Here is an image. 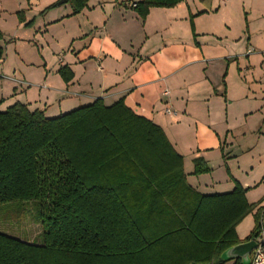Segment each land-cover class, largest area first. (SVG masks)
I'll list each match as a JSON object with an SVG mask.
<instances>
[{
  "label": "crops",
  "instance_id": "crops-1",
  "mask_svg": "<svg viewBox=\"0 0 264 264\" xmlns=\"http://www.w3.org/2000/svg\"><path fill=\"white\" fill-rule=\"evenodd\" d=\"M60 1L0 0V109L23 103L55 117L123 99L163 128L200 193L250 187L257 207L240 239L259 208L264 224V0H183L145 19L142 0H89L80 11ZM197 157L209 172L193 174Z\"/></svg>",
  "mask_w": 264,
  "mask_h": 264
},
{
  "label": "trees",
  "instance_id": "trees-1",
  "mask_svg": "<svg viewBox=\"0 0 264 264\" xmlns=\"http://www.w3.org/2000/svg\"><path fill=\"white\" fill-rule=\"evenodd\" d=\"M68 1L80 11L89 0ZM182 1L134 8L145 19L152 7ZM59 73L73 78L68 66ZM194 163L193 174L211 170L202 157ZM249 189L236 182L231 192L200 193L163 128L123 99L108 106L98 98L55 117L23 103L0 109V206L35 202L43 235L31 243L0 231V264H226L229 248L264 228L259 208L251 233L237 234L257 207Z\"/></svg>",
  "mask_w": 264,
  "mask_h": 264
},
{
  "label": "rangeland",
  "instance_id": "rangeland-1",
  "mask_svg": "<svg viewBox=\"0 0 264 264\" xmlns=\"http://www.w3.org/2000/svg\"><path fill=\"white\" fill-rule=\"evenodd\" d=\"M68 3L72 4L71 1ZM248 220L240 227L244 234L250 227ZM0 231L24 241L41 243L43 240L41 217L35 202H17L0 206Z\"/></svg>",
  "mask_w": 264,
  "mask_h": 264
},
{
  "label": "water",
  "instance_id": "water-1",
  "mask_svg": "<svg viewBox=\"0 0 264 264\" xmlns=\"http://www.w3.org/2000/svg\"><path fill=\"white\" fill-rule=\"evenodd\" d=\"M66 0H61L60 3H65ZM257 247L256 240L242 242L229 248L224 254L223 258L230 261L240 258L243 264H251L252 251Z\"/></svg>",
  "mask_w": 264,
  "mask_h": 264
},
{
  "label": "built area",
  "instance_id": "built-area-1",
  "mask_svg": "<svg viewBox=\"0 0 264 264\" xmlns=\"http://www.w3.org/2000/svg\"><path fill=\"white\" fill-rule=\"evenodd\" d=\"M168 93V91H166ZM166 112L170 114H175V110L171 108H166ZM257 247L252 251L251 254V264H264V228L262 229L260 235L256 238Z\"/></svg>",
  "mask_w": 264,
  "mask_h": 264
}]
</instances>
